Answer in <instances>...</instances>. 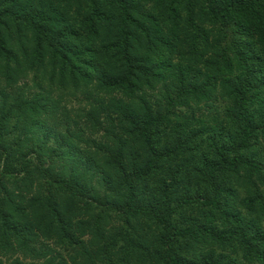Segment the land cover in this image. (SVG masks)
Wrapping results in <instances>:
<instances>
[{
  "label": "trees",
  "instance_id": "trees-1",
  "mask_svg": "<svg viewBox=\"0 0 264 264\" xmlns=\"http://www.w3.org/2000/svg\"><path fill=\"white\" fill-rule=\"evenodd\" d=\"M0 264H264V0H0Z\"/></svg>",
  "mask_w": 264,
  "mask_h": 264
}]
</instances>
